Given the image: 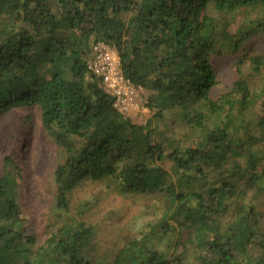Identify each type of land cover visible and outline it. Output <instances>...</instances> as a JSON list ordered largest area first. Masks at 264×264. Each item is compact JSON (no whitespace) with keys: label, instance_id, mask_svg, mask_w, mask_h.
<instances>
[{"label":"trees","instance_id":"obj_1","mask_svg":"<svg viewBox=\"0 0 264 264\" xmlns=\"http://www.w3.org/2000/svg\"><path fill=\"white\" fill-rule=\"evenodd\" d=\"M253 41H264V0H0V116L37 109L64 154L53 171L60 224L39 246L20 209L21 171L13 155L0 158V264H98L87 255L92 226L71 214L87 181L163 202L109 264H252L250 246L264 239L260 215L242 203L264 183V87H254L264 56ZM97 42L151 93L147 124L124 118L89 72ZM247 50L233 63L231 90L215 99L213 61ZM174 110L199 133L194 145L153 138L150 125ZM219 213L230 221L218 223Z\"/></svg>","mask_w":264,"mask_h":264},{"label":"rangeland","instance_id":"obj_2","mask_svg":"<svg viewBox=\"0 0 264 264\" xmlns=\"http://www.w3.org/2000/svg\"><path fill=\"white\" fill-rule=\"evenodd\" d=\"M250 50L264 56V41L251 42ZM246 53L240 51L235 57L224 56L213 61L218 78V86L212 92L215 99L231 90L235 81L233 63ZM247 72V71H245ZM255 90L264 87V76L254 80ZM135 85V84H134ZM139 89L136 99L140 100L138 111H129L127 118L135 125H145L152 120L156 109L147 107L150 92ZM176 111L166 112L161 121H154L150 129L153 138L175 141L183 147L194 145L199 140V133L187 130L175 119ZM251 119V118H249ZM248 119V120H249ZM252 136H258L252 130ZM259 149V156L264 166V144ZM13 155L15 163L21 171L22 180L19 184L20 209L29 220V235L35 237L37 246L54 232L60 221L53 217V171L63 158V152L50 136L43 130L40 113L37 109H19L0 116V158ZM168 168V164L164 163ZM262 187V186H261ZM71 214H77L78 219L92 226L93 239L89 243V260L98 264H109L115 253L128 238L147 230L148 226L159 218L163 202L156 203L155 198L146 193L129 192L117 195L105 189L103 182L87 181L83 183L72 196ZM242 203L251 206L260 215L259 234L264 233V183L263 188H254L247 192ZM226 213H229L226 211ZM229 216V214L227 215ZM217 222L230 218L223 214L216 215ZM187 232L181 236L180 243H187ZM262 244V246H260ZM194 246V244H193ZM249 259L251 263L264 264V239L259 235L250 246ZM187 260H192V254L186 252Z\"/></svg>","mask_w":264,"mask_h":264},{"label":"built area","instance_id":"obj_3","mask_svg":"<svg viewBox=\"0 0 264 264\" xmlns=\"http://www.w3.org/2000/svg\"><path fill=\"white\" fill-rule=\"evenodd\" d=\"M92 54L87 68L99 78L101 89L113 98V107L122 116L129 111H138L141 105L140 100L136 99L139 89L121 74L116 51L103 42H97L92 46Z\"/></svg>","mask_w":264,"mask_h":264}]
</instances>
